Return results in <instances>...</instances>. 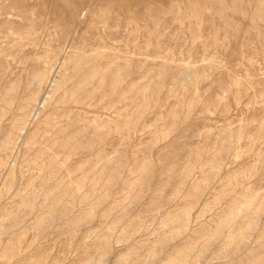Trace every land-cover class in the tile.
I'll return each mask as SVG.
<instances>
[{"label": "rangeland", "instance_id": "374dc122", "mask_svg": "<svg viewBox=\"0 0 264 264\" xmlns=\"http://www.w3.org/2000/svg\"><path fill=\"white\" fill-rule=\"evenodd\" d=\"M0 264H264V0H0Z\"/></svg>", "mask_w": 264, "mask_h": 264}]
</instances>
